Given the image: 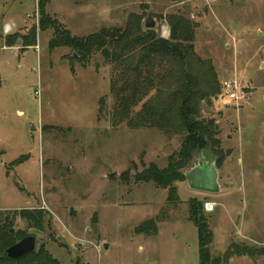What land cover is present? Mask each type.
<instances>
[{"label": "rangeland", "instance_id": "1", "mask_svg": "<svg viewBox=\"0 0 264 264\" xmlns=\"http://www.w3.org/2000/svg\"><path fill=\"white\" fill-rule=\"evenodd\" d=\"M38 1L0 0V214L24 208L49 212L44 229L18 217L13 230L34 235L37 248L45 244L61 264H200L198 227L188 205L197 197L215 204L204 212L214 232V255L233 242L264 248V0L47 4L48 13L79 37L104 27L125 28L136 19L149 29L145 21L151 16L158 36L170 39V14L195 23V54L207 62L194 70L202 90L199 118L215 120L225 158L217 166L220 193L206 194L178 179L176 204L168 201V189L136 182L135 175L152 162L166 166L184 133L114 121V63L99 50L82 62L71 47L51 49L54 28H40ZM7 23L14 27L5 34ZM23 40L33 44L26 47ZM156 72L161 93L154 89L144 101L158 95L168 104L177 78L161 68ZM225 79L239 82L244 97L238 102L221 100ZM217 158L209 148L198 151L183 172ZM124 171L129 180L122 179ZM149 219L158 223V232L137 234ZM228 264H264V252Z\"/></svg>", "mask_w": 264, "mask_h": 264}, {"label": "trees", "instance_id": "2", "mask_svg": "<svg viewBox=\"0 0 264 264\" xmlns=\"http://www.w3.org/2000/svg\"><path fill=\"white\" fill-rule=\"evenodd\" d=\"M48 3L49 0L38 1L41 14L39 25L42 30L54 28V35L50 40L51 49L60 46L71 47L76 52L75 58L82 62L99 50L108 61L114 63L117 76L112 85L116 99L114 121L127 119V123L132 127L157 126L167 131L177 127L184 133L182 147L170 156L169 163L161 167L158 163L152 162L137 172L136 182H151L156 187L168 189V201L176 204L179 196L174 182L178 179H187L183 169L190 165L196 152L209 148L218 156L217 166H222L225 154L222 141L216 136L215 120L205 121L199 118L202 90L198 87V78L194 70L198 67L203 69L207 62L195 54L196 25L193 21L182 14H170L167 18L171 23L170 39L158 36L154 29H144L139 19H136L134 24L129 23L125 28L104 27L98 32L79 37L73 35L48 13L46 8ZM11 37L13 35L8 36V39ZM22 42L26 47L33 44L32 40ZM208 66L210 68V65ZM158 68L168 73L167 77L172 72L171 76L177 78V89L171 91L168 104H161L158 95L144 101L154 89L161 93L159 89L161 86L158 87L156 83L161 76V73L156 72ZM140 102H143L141 108L135 116L130 117ZM161 106L164 107L160 109ZM23 158L26 156L16 159L12 164L23 162ZM129 174V171H124L122 179L129 180ZM205 203L197 197H191L188 202L189 219L198 227L200 264H228L234 257L247 255L256 259L263 254L264 248H257L242 241L233 242L223 254L214 255L211 251L215 239L214 232L204 213ZM48 214L49 212L42 208L7 210L0 214V264H61L52 257L45 244L20 259L5 255L8 247L29 235L26 230H13L18 217L25 218L30 226L41 230L45 227L44 221ZM135 230L137 234L153 235L158 232V223L154 219H149Z\"/></svg>", "mask_w": 264, "mask_h": 264}, {"label": "water", "instance_id": "3", "mask_svg": "<svg viewBox=\"0 0 264 264\" xmlns=\"http://www.w3.org/2000/svg\"><path fill=\"white\" fill-rule=\"evenodd\" d=\"M146 27L153 29L156 22L149 16L146 19ZM21 43V39L18 40ZM187 182L190 188L203 193L218 194L221 192L219 183V171L216 162H209L208 160L192 166L185 172ZM37 248L36 237L32 234L25 236V238L18 241L16 244L8 247L5 255L13 259H20L26 254L35 251Z\"/></svg>", "mask_w": 264, "mask_h": 264}, {"label": "built area", "instance_id": "4", "mask_svg": "<svg viewBox=\"0 0 264 264\" xmlns=\"http://www.w3.org/2000/svg\"><path fill=\"white\" fill-rule=\"evenodd\" d=\"M12 26L10 24H5V30L7 33L10 32ZM239 82L236 79H225L223 81L222 87H224V92L222 93L221 100L224 103L229 102H238L240 99L244 97V94H240ZM206 211H211L215 208V204L213 202H206Z\"/></svg>", "mask_w": 264, "mask_h": 264}, {"label": "crops", "instance_id": "5", "mask_svg": "<svg viewBox=\"0 0 264 264\" xmlns=\"http://www.w3.org/2000/svg\"><path fill=\"white\" fill-rule=\"evenodd\" d=\"M7 24H9V23H7ZM4 26H5V25H4ZM10 26H12V29L10 30V32H12L14 25H13V24H10ZM4 32H5V34H8V33L6 32V30H5V28H4ZM10 32H9V33H10ZM233 260H234V258H232L230 262H232Z\"/></svg>", "mask_w": 264, "mask_h": 264}]
</instances>
